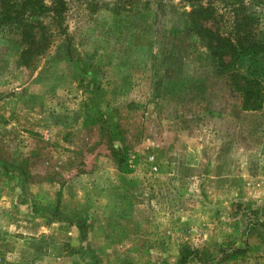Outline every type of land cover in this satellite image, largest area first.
<instances>
[{
  "label": "rangeland",
  "instance_id": "rangeland-1",
  "mask_svg": "<svg viewBox=\"0 0 264 264\" xmlns=\"http://www.w3.org/2000/svg\"><path fill=\"white\" fill-rule=\"evenodd\" d=\"M67 1L70 44L30 68L0 28V264H179L184 247L264 264V106L242 109L188 4ZM201 1L230 17L242 0Z\"/></svg>",
  "mask_w": 264,
  "mask_h": 264
},
{
  "label": "trees",
  "instance_id": "trees-1",
  "mask_svg": "<svg viewBox=\"0 0 264 264\" xmlns=\"http://www.w3.org/2000/svg\"><path fill=\"white\" fill-rule=\"evenodd\" d=\"M190 10L187 28L216 61L227 85L241 98L244 111L264 106V0L240 1L230 17L209 2L184 0ZM67 0H0V28L13 34L21 48L20 60L32 67L59 36H69L65 25ZM197 253L182 248L179 264H188Z\"/></svg>",
  "mask_w": 264,
  "mask_h": 264
}]
</instances>
